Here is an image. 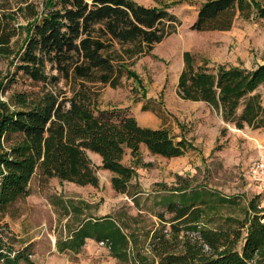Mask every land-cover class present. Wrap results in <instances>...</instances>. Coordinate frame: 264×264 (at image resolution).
<instances>
[{"label": "trees", "instance_id": "obj_1", "mask_svg": "<svg viewBox=\"0 0 264 264\" xmlns=\"http://www.w3.org/2000/svg\"><path fill=\"white\" fill-rule=\"evenodd\" d=\"M252 14L264 24V5L256 1L207 0L190 30L229 31L238 15ZM171 19L164 10L131 0H45L42 15L24 28L14 27L7 14H0V59H11V69L4 75L0 71V94L19 79L31 87L11 92L7 103L0 100V216L29 195L35 176L97 187V170H103L111 174L112 189L129 197L134 170L122 163L127 150L132 158L142 146L151 156L165 159L186 154L191 145L183 138L176 141L165 128L141 127L127 111H99L90 86L116 87L125 71L103 55L109 47L103 38L150 47L163 40V23ZM19 33L23 40L15 49L12 41ZM182 61L179 98L206 103L237 130L264 129V61L251 70H212L189 52L182 54ZM128 75L136 79L133 72ZM61 81L67 90L59 87ZM88 153L100 157V167ZM187 188L172 191L184 194ZM206 197L197 193L168 202L167 211L173 215L170 234L154 233L148 244L154 264H264V207L259 196L247 204L242 218L227 215L216 227L208 225L221 213L215 203L235 202L219 197L213 203L210 197L217 196ZM124 229L115 219L88 221L66 246L77 251L91 238L121 263L145 262L139 252L130 257L131 239ZM12 253L0 252V264L28 263L23 254Z\"/></svg>", "mask_w": 264, "mask_h": 264}, {"label": "rangeland", "instance_id": "obj_2", "mask_svg": "<svg viewBox=\"0 0 264 264\" xmlns=\"http://www.w3.org/2000/svg\"><path fill=\"white\" fill-rule=\"evenodd\" d=\"M44 1L0 0V14H7L14 27L24 28L36 15H42ZM131 1L145 8L164 10L172 19L163 23L166 28L163 40L150 47L146 44H120L103 38L109 45L103 55L125 71H122L116 87L100 83L90 85L97 95V109H128L139 126L146 115L144 112L151 111L149 116L152 119L148 125L167 129L176 141L183 138L191 147L184 156L173 159L151 156L143 146L137 158H132L127 150L122 163L134 170L129 190L132 196L115 193L110 186L111 176L97 170L99 187L82 197L90 204L89 209L85 205L88 209L86 217L115 219L124 226L131 239L130 257L139 252L145 259L141 264H154L148 244L154 233L167 230V235L170 234L173 215L167 211L169 201L178 202L183 195L189 197L197 193L206 199H209L208 194L217 196L210 197L213 203L219 197L233 200L235 205L215 203L221 213L208 225L216 227L224 223L227 215L242 218L247 204L263 191L262 185L249 178L247 169L264 153V129L246 127L237 130L232 124L222 122L213 111L208 112L207 107L182 100L177 95V78L183 68L184 52L191 53L199 65L205 62L212 70L217 67L251 70L263 63L264 24L254 14L248 17L238 15L229 31L198 33L191 31L190 26L199 6L207 0ZM249 1L264 5V0ZM20 33L12 41L15 49L23 40ZM10 62L11 59H0L3 75L11 69ZM129 72H133L138 81L130 78ZM29 85L28 81L19 79L5 95L0 94V100L7 103L11 92L29 90ZM59 87L67 90L63 81ZM90 157L94 164V157ZM184 186L188 187L184 194L173 193L172 190ZM30 188L35 200L19 203L12 213L23 214L39 226L33 233L37 238L33 243L37 264H132L131 261L121 263L112 258L105 246L95 242L86 245L77 257L56 255L53 241L66 236L64 225L68 226L70 221L61 207L58 211L47 207L50 198H57L56 188L52 189L48 180L35 176ZM43 193L44 202L39 201ZM70 194L66 190L61 196ZM16 223L22 225L19 221ZM9 224L10 221L0 222V228L9 234L4 248L12 253L20 244L14 239Z\"/></svg>", "mask_w": 264, "mask_h": 264}, {"label": "crops", "instance_id": "obj_3", "mask_svg": "<svg viewBox=\"0 0 264 264\" xmlns=\"http://www.w3.org/2000/svg\"><path fill=\"white\" fill-rule=\"evenodd\" d=\"M203 33H205V32H203ZM177 82H178V78H177ZM186 102H188L190 104H194V105H203L204 107H207L208 112L213 111V113L215 115H218L220 117L221 121L223 122L221 115L219 113H217L216 111H214L206 103H203V102H191V101H186ZM126 111L131 116H133L131 114L130 110L127 109ZM144 113H146V115L141 120L142 121V126L141 127L150 128V129H160L158 127H153V126L148 125L149 120L152 119L149 116L150 115L149 113L152 114V112L151 111H147V112H144ZM90 155H92V157H94L93 158L94 161H95L94 165L96 167H100V165H101L100 157L98 155H96V154L88 153V156H89L90 159H91ZM91 161H92V159H91ZM101 171H103V170H101ZM104 172H107V171H104ZM107 173L111 176V174L109 172H107ZM98 181H99V179H98ZM48 182L51 183L52 189L56 188L54 190V193H55L57 198H50L48 200L49 203L47 202L48 203L47 207L48 208H53L56 211L59 210L58 207H61L65 211V215L67 216V220L70 221L68 226L64 225V231H66V236L64 238H58V239L53 241L54 252L56 253V255H60V256H63V257H68V256L77 257V256H79L82 253L83 249L90 242L98 243L94 239L87 238L84 241V245L80 249H78L77 251L76 250H72V249H70L69 247L66 246V242H68L72 238L73 233L76 232L83 223L88 222V221L95 222L97 220H100V219H94V218L85 216V213H87V210L89 209V205L90 204L88 202H86V200H84V198L82 197L87 192L96 191V189L99 187V184H98L97 187H93V186H90V185L78 186V185L73 184V183L62 182L63 184L61 186V184H60L61 182L58 179H56V178L48 179ZM67 184H68V186H66ZM30 185H31V183H30ZM110 186H111V184H110ZM30 189L31 188L29 186V191H30ZM52 189H50V190H52ZM111 189H112V187H111ZM66 190L70 191L71 194L68 195L67 197H65V196L62 197L61 193L65 194ZM34 196L35 195L32 193V191H30L29 195L25 199H23L20 202L16 203L4 216H0V222L10 221L9 229H10V231L13 232L12 235H13L14 239H17L18 240L17 243L20 244L18 250H14V252L21 253L28 259V263L21 261V262H19V264H37L36 260H38V256L34 255V249H33V245H34L33 243L35 241H37V238L34 237L33 233L35 232V230L39 226L37 224L32 223L30 218L29 217L26 218L25 215H23V214H21V215H19V214L13 215L15 213H12V209L14 207H18L17 205L19 203H24L25 201L29 202L30 199L35 200ZM42 196H43V198H40L39 201L44 202L46 200V197H44V193L42 194ZM85 205H88L86 207L88 209L85 208ZM16 218H18V219L16 220ZM17 221L22 223V225L17 224L16 223ZM108 252H109V250H108ZM109 254H110V252H109Z\"/></svg>", "mask_w": 264, "mask_h": 264}, {"label": "built area", "instance_id": "obj_4", "mask_svg": "<svg viewBox=\"0 0 264 264\" xmlns=\"http://www.w3.org/2000/svg\"><path fill=\"white\" fill-rule=\"evenodd\" d=\"M247 175L250 179L262 185L263 191H260L259 198L260 207H264V153L250 164L247 169ZM8 237V232L5 229L0 228V252L5 251L4 245L7 244ZM100 245H103V243H100ZM11 255H14V253Z\"/></svg>", "mask_w": 264, "mask_h": 264}]
</instances>
